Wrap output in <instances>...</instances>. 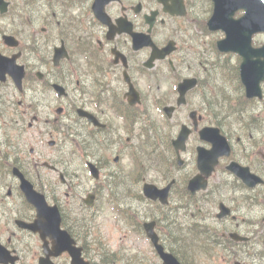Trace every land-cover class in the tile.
<instances>
[{
	"label": "flooded vegetation",
	"instance_id": "af4514ba",
	"mask_svg": "<svg viewBox=\"0 0 264 264\" xmlns=\"http://www.w3.org/2000/svg\"><path fill=\"white\" fill-rule=\"evenodd\" d=\"M185 1L187 9L193 11L199 0ZM96 6V0H0V188L5 182L3 172L12 163L28 176L38 175L39 158L35 155L33 143L38 131H42L38 130V121L32 120H36L40 110L50 112L48 108L55 85L63 86L68 92H80L81 107L92 111L104 123V129H96L83 118L75 119L70 113L69 120L65 121L69 123L65 126L76 128L87 149H100L97 139H103L101 146L119 148L124 143L122 137L127 130H130V136L126 138L129 144L132 139L140 141L132 148L135 152H142L148 145L144 134L148 122L145 121L146 105L128 104L126 76L130 77L140 93L149 90L151 70L146 67V62L151 56V47L147 44L146 35L152 37L160 47H173L171 57L178 62L179 68L182 61L190 59V52L194 50L191 44L193 36L184 31L187 24H179L181 17L165 13L158 0L110 1L105 10L112 24L103 23L97 17ZM134 8L141 11L136 13ZM154 8L160 10V21L158 19L152 27L146 16ZM135 34L143 36L140 49L134 46ZM3 56L15 59L18 65L24 67L26 72L21 87L18 83L19 73L4 68ZM125 112L128 120L120 124L119 116H125ZM203 121L202 117L200 124ZM46 122L50 125L51 134L57 125L63 124L59 118L47 119ZM193 134L199 142L197 128ZM197 146L194 147L196 158L193 153L195 164ZM201 146L209 148L211 144L203 143ZM191 149L187 147L185 154ZM237 151L234 147L235 156L238 155ZM239 160L253 173L264 177V153L257 154L243 148ZM188 166L187 162L179 171L186 170ZM146 173L149 174L148 170ZM112 174L116 175L118 190H128L135 185L133 176L126 174L123 166H114ZM213 175L231 177L225 171ZM8 184V193L11 194L12 184ZM238 184L241 182L238 181ZM257 188L251 190L252 195L258 194ZM68 189L66 195L72 197L71 187L68 186ZM261 192L264 195V188ZM130 195H127L128 201ZM253 200L264 204V197L259 199L255 196ZM8 211L4 209L5 219L11 218ZM14 236L15 231L8 236L10 245ZM15 242L18 248L12 249L19 251L21 262L32 264L37 257L36 252L28 260L25 253L28 247L24 240L16 238ZM213 249L209 253V264H234L236 261L264 264V252L246 257L244 244L215 245ZM86 258L91 264H97L95 256L86 254ZM59 259L57 264H66L68 257L63 255Z\"/></svg>",
	"mask_w": 264,
	"mask_h": 264
},
{
	"label": "rangeland",
	"instance_id": "374dc122",
	"mask_svg": "<svg viewBox=\"0 0 264 264\" xmlns=\"http://www.w3.org/2000/svg\"><path fill=\"white\" fill-rule=\"evenodd\" d=\"M263 37H264V35H260L259 39L262 40ZM226 129L230 132V134H232V135H234V136L237 135V132H236L235 130H233V129L229 128V127H226ZM182 193H183V190H182V191L179 190L178 193H175V196H176L177 198H180L181 195H182ZM262 216H263V215H259V219H261ZM174 231H175V228H174ZM104 232L106 233L107 236L110 235V237H111L112 234H114L115 231H114V229L111 227V225H106V227H104ZM110 237H109V238H110ZM112 240H114L113 237H112ZM180 242H181V240H180ZM93 251H94V253H98V249H93ZM97 258H98V257H97ZM97 260L99 261V259H97Z\"/></svg>",
	"mask_w": 264,
	"mask_h": 264
},
{
	"label": "water",
	"instance_id": "95a60500",
	"mask_svg": "<svg viewBox=\"0 0 264 264\" xmlns=\"http://www.w3.org/2000/svg\"><path fill=\"white\" fill-rule=\"evenodd\" d=\"M262 5H263V7L261 6L259 8L264 12V0H262ZM263 17H264V14H263ZM261 23L264 24V18L262 19ZM30 227L35 228V229H41V226L39 224H36L35 226L31 225ZM57 228H58V223H56V229ZM0 250H1V248H0ZM0 261H2L1 253H0Z\"/></svg>",
	"mask_w": 264,
	"mask_h": 264
}]
</instances>
